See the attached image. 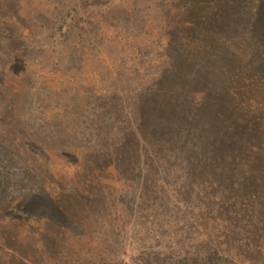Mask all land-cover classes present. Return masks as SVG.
Masks as SVG:
<instances>
[{"label":"rangeland","instance_id":"374dc122","mask_svg":"<svg viewBox=\"0 0 264 264\" xmlns=\"http://www.w3.org/2000/svg\"><path fill=\"white\" fill-rule=\"evenodd\" d=\"M250 146L264 0H0V264H264Z\"/></svg>","mask_w":264,"mask_h":264},{"label":"trees","instance_id":"16d2710c","mask_svg":"<svg viewBox=\"0 0 264 264\" xmlns=\"http://www.w3.org/2000/svg\"><path fill=\"white\" fill-rule=\"evenodd\" d=\"M200 37L199 38H192V40H187V44L190 47L191 50H189V54H188V59L190 58H194L196 56L195 51L196 49H194V47H199L198 50H200L201 45L203 44V42H200ZM192 45V46H191ZM252 103H259L256 100L252 101ZM225 123V121H224ZM223 127V126H221ZM184 130V129H183ZM241 133H243V129L240 127V129H238V131H236L233 127L232 129H229L228 133L225 132V141L227 142V140L232 141L235 140L237 138L238 135H240ZM263 146V145H262ZM240 151V152H239ZM238 152L235 151V155H234V160L236 162V160L240 161L241 163L246 162V168L245 171L243 170V174L250 179H253L250 184L248 185V189H247V195L249 198L253 199L254 197L257 198V196H254L255 191H258V183L261 181V179H254L256 178V174L259 173L258 168H263L264 167V147L262 148H253L252 146L247 147L246 149H240ZM255 151V152H254ZM258 152V153H257ZM252 155L251 160H249L248 154ZM256 180V182L254 181ZM264 182V180H263ZM264 184V183H263ZM260 189V187H259ZM262 191V189H261ZM264 191V189H263ZM258 193V192H257ZM260 196V195H258ZM264 201V200H263ZM60 210V209H59ZM261 250H264V247L260 246L259 247Z\"/></svg>","mask_w":264,"mask_h":264}]
</instances>
